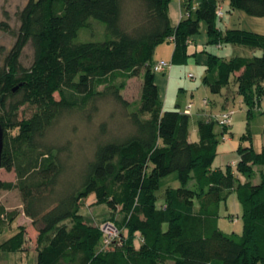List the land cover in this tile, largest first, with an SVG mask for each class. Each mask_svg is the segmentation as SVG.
<instances>
[{
	"label": "trees",
	"instance_id": "trees-1",
	"mask_svg": "<svg viewBox=\"0 0 264 264\" xmlns=\"http://www.w3.org/2000/svg\"><path fill=\"white\" fill-rule=\"evenodd\" d=\"M218 1L202 0L195 7L184 0L177 25L169 14L171 0H27L17 30L0 22L16 38L0 64L2 168L14 170L16 181L0 179V194L19 191L23 212L38 230L37 264H264V144L261 151L253 144L238 147L237 172L233 164L214 169L219 119L202 116L200 138L191 140L190 114L164 107L154 70L155 49L170 39L172 64L186 62L204 21L207 44L263 49L262 55L231 59L208 52L205 84L219 94L235 74L249 112L260 105L264 33L219 28ZM230 2L234 9L264 17V0ZM131 7L138 9V21L131 18ZM81 29L92 30L96 39L79 41ZM29 43L34 58L25 67L21 56ZM133 77L142 79L136 106L121 93ZM107 96L123 106L132 129L96 138L93 156L74 163L67 145L49 140L51 130L64 115L80 113L91 121ZM26 106L30 114L20 116ZM230 125H222L223 136ZM101 127L105 131L107 124ZM177 181L180 186L174 187ZM233 192L243 205L242 234L219 226L221 203ZM91 197L108 207L111 219L123 213L117 225L105 220L120 231L108 246L101 227L81 213ZM19 215L0 204V235L13 229ZM17 229L0 241V256L23 250L26 228Z\"/></svg>",
	"mask_w": 264,
	"mask_h": 264
},
{
	"label": "rangeland",
	"instance_id": "rangeland-1",
	"mask_svg": "<svg viewBox=\"0 0 264 264\" xmlns=\"http://www.w3.org/2000/svg\"><path fill=\"white\" fill-rule=\"evenodd\" d=\"M178 0H172L173 2ZM195 7L200 6L202 0H191ZM27 0H0V22L6 21L11 28L17 30L20 26L18 12L26 5ZM218 6L222 7L224 15L217 18V26L222 30L227 28H241L259 33H264V17L252 16L240 9H234L230 0H219ZM131 18L136 19V7H131ZM138 10V9H137ZM174 17L175 14L173 13ZM178 17V14H177ZM94 22H101L93 19ZM173 23V21H172ZM102 25V24H101ZM97 32H103L101 26L93 23ZM100 29V30H99ZM85 31H88L85 37ZM92 30L81 29L78 40H95ZM200 41L193 42L189 47V56L186 62L181 64H172L173 53L175 49L174 40L170 39L157 46L154 53V60L157 62L166 61L171 63V68L165 69L164 72L156 73V78H162L164 83L160 85L163 93L161 95L163 105L166 109H178L185 111L186 107L192 105L193 112L197 115H190L189 136L193 141L199 140L198 121L204 115H209L213 120H218L224 111L232 112V122L229 130L222 135L223 127L220 122H216L215 132L220 139L218 145V155L213 163V168L225 169L233 164L234 172H237L235 162L239 159L238 147L240 145L253 144L257 151H261L264 144V99L260 105L255 106L252 113L249 112L250 107L244 101L242 95L238 93L235 74L231 78L230 87L224 88L221 93H212L211 89L205 84V76L207 71V62L209 53H215L219 56L231 59L236 56H254L262 55V48H254L242 44H225L223 46L205 44L202 39H208L207 25L201 22L200 32L195 39ZM201 38V39H199ZM15 36L3 30L0 27V64L4 62V58L8 51L15 43ZM34 58V48L31 43L27 44L22 56L21 62L25 67H29ZM192 74V77H190ZM165 75V77H163ZM142 88L141 77L130 78L126 88L122 90V95L129 102L136 106L140 100ZM104 90V85L99 87ZM58 97V95H57ZM29 108H21L20 116L29 115ZM106 123V130L103 131L101 124ZM131 125L127 120L126 112L122 105L117 103L111 97H105L99 103V112L91 121L80 113L64 115L51 130L49 140L57 145H67L70 148L69 153L72 155L73 162H82L93 156L97 146L98 137L104 138L107 132L110 135L122 136L131 131ZM15 132V131H14ZM248 138H243L246 135ZM250 135L251 138L248 136ZM260 170L258 169L257 173ZM0 179L4 181H16L15 171H7L0 169ZM242 181H246L241 176ZM256 175L255 182H257ZM174 187L180 186V182H175ZM0 204L4 205L8 210H18L20 212L17 222L13 229H8L4 234L0 235V241H4L17 232L18 225L26 228V242L23 250L17 252H3L0 256V264H37L38 252L36 250V240L38 230L32 224V220L23 212L22 198L17 189L2 190L0 194ZM198 209V201L196 202ZM243 205L238 199L235 192L230 193L226 200H223L220 206L219 226L227 232L243 233ZM81 213L85 216V221L89 224L102 227V223L111 219L112 212L105 204H99L94 197L89 198L81 209ZM123 217L122 212H118L113 220L116 225L121 223ZM69 226L71 223L68 222ZM125 230H123V233ZM125 236L127 233H124ZM139 239H136V246H139Z\"/></svg>",
	"mask_w": 264,
	"mask_h": 264
},
{
	"label": "built area",
	"instance_id": "built-area-1",
	"mask_svg": "<svg viewBox=\"0 0 264 264\" xmlns=\"http://www.w3.org/2000/svg\"><path fill=\"white\" fill-rule=\"evenodd\" d=\"M223 15L224 12L222 11V7H219L217 10V16L222 17ZM171 65H172L171 63H168L166 61H160L155 64L154 70L157 73L163 72L165 71V69L171 68ZM190 77H192V74H190ZM191 112H192V105H189L184 113L191 114ZM219 122L221 125L224 126L230 125L232 122V112L229 110L224 111L219 118ZM101 230L104 234V243L106 246L110 245L112 241L118 238L120 235L119 229L117 228L115 223L111 221L103 222Z\"/></svg>",
	"mask_w": 264,
	"mask_h": 264
},
{
	"label": "crops",
	"instance_id": "crops-1",
	"mask_svg": "<svg viewBox=\"0 0 264 264\" xmlns=\"http://www.w3.org/2000/svg\"><path fill=\"white\" fill-rule=\"evenodd\" d=\"M183 1H184V0H178L177 2H173V3H174V4H173L174 7H172V0H171V2H170V5H169V14H170L171 20L173 21V24H174V25H177V24L180 22V20L182 19V17H183ZM173 13L175 14V17H174V15H173ZM177 14H178V17H177ZM199 39H201V38H199ZM193 40H194V43L197 42V44H198V42H200V41H197L198 38L195 39V37L193 38ZM202 40H203V42H201L202 44H200V45H201V46H202V45L204 46V45L207 43L208 39L204 38V39H202ZM162 73L165 74L166 72L163 71ZM163 77H165V75H164ZM156 81H157V84H158V87H159L160 95H162V93H163L164 91H163V89L161 90L160 85L164 86V85H163L164 81H163L162 78H159V79L156 78ZM185 109H187V107H186ZM182 112H183V111H182ZM184 112H185V111H184ZM196 113H197L196 111L193 112V108H192V112H191L190 115H197Z\"/></svg>",
	"mask_w": 264,
	"mask_h": 264
},
{
	"label": "water",
	"instance_id": "water-1",
	"mask_svg": "<svg viewBox=\"0 0 264 264\" xmlns=\"http://www.w3.org/2000/svg\"><path fill=\"white\" fill-rule=\"evenodd\" d=\"M4 99V96H1L0 98V112H2V101ZM4 151V134L3 129L0 127V169L2 168V155Z\"/></svg>",
	"mask_w": 264,
	"mask_h": 264
}]
</instances>
